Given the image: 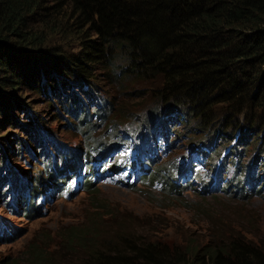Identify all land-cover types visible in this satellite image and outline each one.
Here are the masks:
<instances>
[{"label": "trees", "instance_id": "obj_1", "mask_svg": "<svg viewBox=\"0 0 264 264\" xmlns=\"http://www.w3.org/2000/svg\"><path fill=\"white\" fill-rule=\"evenodd\" d=\"M34 26L50 32L43 36ZM85 27L94 38L81 40L82 56L75 57L76 63L57 48L42 47L51 33L65 37ZM111 44L125 51L129 75L151 73L162 79V106L147 120L173 118L179 104L203 119L213 101L237 109L229 118L246 116L239 103L253 107L264 98V0H0V89H39L51 70L73 75L88 87L91 66L110 65ZM80 108L77 118L82 119ZM5 117L10 121V114ZM36 134L43 143L49 137L44 131ZM250 137L251 130L240 140L246 143ZM36 146L28 151H40ZM74 152L68 159L77 162ZM5 175L0 173L2 191L8 189ZM48 177L42 185L53 174ZM204 210L191 211L192 227L165 226L153 220L137 223L124 209L93 203L83 211L82 221L54 236L51 246L58 255L34 250L28 263L264 264L262 236L224 231L231 224Z\"/></svg>", "mask_w": 264, "mask_h": 264}, {"label": "rangeland", "instance_id": "obj_2", "mask_svg": "<svg viewBox=\"0 0 264 264\" xmlns=\"http://www.w3.org/2000/svg\"><path fill=\"white\" fill-rule=\"evenodd\" d=\"M49 5L53 6L51 3ZM33 29L39 33L43 27L34 26ZM48 29L42 31L43 36L49 34ZM51 34L46 37L43 49L57 48L65 59L73 63H76L75 57L82 56L81 40L94 38L87 27L79 28L65 37L60 33ZM10 42L16 41L12 39ZM111 49L109 66H91V77L86 81L88 87H84L73 75L54 73L51 70L50 75L43 78L39 89L26 86L0 89V173H5L4 178L12 183L7 182V190H0V224L3 227L0 226V264H29V254L34 250L58 255L57 249L51 246L56 241L54 236L82 221L83 211L93 203L124 209V214L137 223L145 224L153 220L165 226L174 224L186 227H192V210L205 211L206 208L220 217L222 224H231H225L227 228L224 231L235 230L242 235L250 231L264 238L263 181L261 192L253 197L229 192L200 193L193 185L183 190L169 186L164 192L171 194H160V190L168 186L167 171L173 165L180 164L178 155L181 150L178 147L186 145L191 141L190 138H212L215 132H220V137L217 140L218 146L209 157L211 165L217 163L227 149L228 155L222 162L229 163L236 155L241 169L239 178L243 181L248 169L239 153L245 151V156L257 159L253 176L258 177L264 173V98L261 97L253 107L239 103L240 108L244 107L242 111L246 112V116L238 114L232 118H229L230 113L237 109L229 108L227 103L211 102L206 111L207 116L203 119L199 113H192L187 105L178 103V121L169 126L175 135L156 128L155 135L149 138L142 126L144 122L147 123V117H153L162 106L159 99L162 79L151 73L140 74L139 77L133 73L129 75L128 69L131 66L127 63L125 51L113 44ZM119 70L123 72L120 77L117 76ZM50 84L54 88L50 89ZM52 89L57 93H53ZM88 96H94L96 102L86 105ZM70 101H75V105H71ZM79 106L85 115H95L89 119L77 118ZM6 113L11 115L10 121L6 119ZM244 129L251 130V137L245 145L236 144ZM38 131L47 133L58 148L75 151L78 164L82 160L81 153H84L88 145L97 149L114 143L118 145L120 153L124 149L135 153L143 142L151 143L159 147L161 157L153 164L152 172L143 173V177L155 178L164 185L160 187L155 182V185L148 187L147 180L133 186L124 185L121 180L112 184L96 183L85 192L73 194L69 199L52 197L46 199L43 205L33 201L23 204L20 192L23 186L29 184V190H39L38 181L46 179L48 174L51 178L55 173V170L43 164L45 160L41 150L47 148V154L57 151L51 142L46 140L43 143L36 139ZM34 142H40L41 146H36ZM29 146L30 149L39 147L40 151H28ZM57 165H60V161ZM5 168L13 175L6 173ZM159 172L162 173L159 175ZM87 184L91 186L92 181L89 180ZM11 185L13 192H16L14 199L18 205L23 204L25 212L21 207L18 211L10 208L12 191H8ZM240 219L242 225L235 221Z\"/></svg>", "mask_w": 264, "mask_h": 264}, {"label": "clouds", "instance_id": "obj_3", "mask_svg": "<svg viewBox=\"0 0 264 264\" xmlns=\"http://www.w3.org/2000/svg\"><path fill=\"white\" fill-rule=\"evenodd\" d=\"M172 116L177 117L178 112H173ZM171 119H172V117L166 119L170 122V123H168L169 126H170V124L172 125L175 123L173 120L171 121ZM145 121H147L148 126L154 122V120H153V122H149V120H147V119ZM143 124H145V122ZM166 132H168V133L172 132L173 136L175 135V131L173 129L171 131V127H170V131H166ZM190 139H191V141L187 142L186 145H182L181 148L178 147V149L181 150L180 155H178V158L180 160V164L179 165H173V167L170 168L171 170L167 171L169 174L167 176L168 177V179H167L168 186H170L171 188L176 189V190H183V189L188 188L191 185H193V186H196L197 191H199L200 193H204V192L205 193L206 192L207 193H220V192L228 193L229 192V193H234V194L239 193L242 197H253L254 195L261 192L263 183L261 180H256V177H254L253 174H252L253 178L246 175L244 177V180L241 181V178H239V176H241V173H240L241 169L239 167V160L237 159L236 155L229 162L230 164L222 162L223 158L227 157V155H228V150L226 149V150H224V152L222 154V158L217 163H215L214 165H211L209 162V160H210L209 157H210V155L214 149L215 140H213L212 138H209V137H205V138L197 137V138H190ZM53 142H55V141H53ZM90 146L88 145L87 148L84 149L85 154H87ZM168 147H169V145H168ZM156 148H158V147H156ZM62 153L63 152H59L61 157H63ZM82 153H81V157L84 154V153L83 154ZM160 155H161V152L159 150L155 154L154 159L152 157V159L148 160L147 169H142V170L138 171V170H134V168L131 167V170L127 174L129 176V178L126 181L121 180V179H117V180H112V181L111 180H104V181L97 182V183L112 184V183H116V182L121 180V182H123L124 185L133 186L139 182L142 183L144 180H147L148 184L151 183V185H155V182H156L160 187H162L164 184L161 183L160 180L157 181V179H155V178L149 179L147 176L143 177V173L148 174L149 172H152V166H153V164H155V162L158 160V158L161 157ZM247 169H248V167H247ZM253 171H254V167H253ZM253 171H252V173H253ZM122 172H125V170H123ZM126 172H128V171H126ZM222 173H223V176H221ZM247 173H248V170L246 171V174ZM89 175H90V172H86L84 174V179L86 180L89 177ZM53 179H54V174H53L52 180ZM51 181H49V182H51ZM49 182L43 183V185H42L41 181H38V185L40 186V189H43L44 184H48ZM95 184L96 183H92L91 186H89L87 184L85 186L84 190L79 191V192H85L87 190V188H89V187L91 188ZM222 185H230L232 187H227L224 190H217V189L212 188V187H217V186H222ZM24 189L27 190V193L31 197H32L33 191H35V190H29L28 186L20 189L21 193H22L23 201H24L23 204L28 203V202H32L33 201L32 199L30 201H27V197H26L27 195H25ZM168 189H169V187L165 188V186H164V188L162 190L166 191ZM36 192H37V190H36ZM242 193H247V194H242ZM169 194H171V192H169ZM23 204L21 203V205H18L16 200L13 199V201H11L9 203V206L14 211H18V208L21 207V210L23 212H25L24 211L25 209L23 208ZM0 226H1V224H0ZM1 228H3V227L1 226Z\"/></svg>", "mask_w": 264, "mask_h": 264}, {"label": "bare ground", "instance_id": "obj_4", "mask_svg": "<svg viewBox=\"0 0 264 264\" xmlns=\"http://www.w3.org/2000/svg\"><path fill=\"white\" fill-rule=\"evenodd\" d=\"M95 102H96V100H95V97H94V96H90V97L88 96V99H87V101H86V105H90V104H93V103H95ZM83 106H85V105H83ZM172 120H173L174 122H176V121H178V118H177V117H173V118L171 119V121H172ZM247 131H249V130L244 129V130H242V131L240 132V135H239V138H238L236 144H241V145H245V144H246V143H242L241 140H240V138H241V136H242L243 134H245ZM219 137H220V132H215L214 135L212 136V139L215 140L214 148L218 146V144H217V140H218ZM244 152H245V151H241V152L239 153V156H240L241 158L244 159V160L242 161L243 163H247V167H248V173H247V175H248L249 177L253 178V176H252V171H253V167H254V165H255L257 159L254 158V157L247 156V155L245 156V155H244ZM4 166H5V165H4ZM5 167H7V166H5ZM7 170H8V169H7ZM49 176H50V174H49ZM48 178H49V177H48ZM48 180H50V179H48ZM256 180L264 181V173L258 175V177H256ZM28 186H29V184H28ZM227 187H232V186H230V185H222V186H217V187H212V188L217 189V190H224V189H226ZM23 188H24V186H23ZM242 194H247V193H242Z\"/></svg>", "mask_w": 264, "mask_h": 264}]
</instances>
